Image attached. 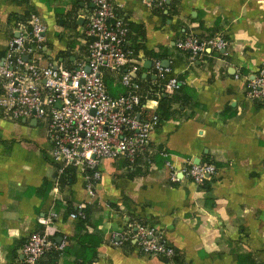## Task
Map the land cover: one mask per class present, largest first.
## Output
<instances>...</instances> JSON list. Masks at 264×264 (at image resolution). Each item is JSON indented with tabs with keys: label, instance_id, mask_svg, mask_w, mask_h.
Listing matches in <instances>:
<instances>
[{
	"label": "crops",
	"instance_id": "0c3cea01",
	"mask_svg": "<svg viewBox=\"0 0 264 264\" xmlns=\"http://www.w3.org/2000/svg\"><path fill=\"white\" fill-rule=\"evenodd\" d=\"M50 1L31 0L32 15L46 26L42 62L75 67L88 59L85 32L94 1ZM111 2L132 24L129 46L142 65L140 91L162 80L154 68L161 59L152 53L162 54L170 75L186 84L188 91L178 95H189L190 103L175 104L177 113L158 121L135 168L129 170L123 158L104 160L93 196L86 188L87 172L77 171L74 183L60 185L47 121L12 120L0 109V264H27L23 246L45 230L40 218L53 212L57 243L74 247L78 217L71 209L80 212L87 205L104 233L90 264H264V104L249 95L244 77L236 78L238 72L253 75L264 66V0ZM25 10V4L0 0V59L23 23L11 15ZM191 33L202 39L223 36L229 45L193 61L176 45ZM146 61L152 65L146 67ZM158 107L156 98L148 99L146 117L157 114ZM205 162L215 164L217 174L203 184L170 178L169 163L180 170ZM138 225L164 233L175 249L172 263L140 251L134 238ZM48 253L40 264H49ZM56 264L68 260L61 255Z\"/></svg>",
	"mask_w": 264,
	"mask_h": 264
},
{
	"label": "built area",
	"instance_id": "2783aa9c",
	"mask_svg": "<svg viewBox=\"0 0 264 264\" xmlns=\"http://www.w3.org/2000/svg\"><path fill=\"white\" fill-rule=\"evenodd\" d=\"M94 9L86 29L88 59L75 67H65L53 61L43 63L46 31L43 21L32 15L28 23L18 25L19 35L10 42L6 55L0 59V109L3 115L17 120L37 117L47 121V135L52 142V157L59 164V173L69 165L86 176V188L94 195L96 182L101 180L104 160L127 159L134 163L150 147L159 118L146 117L145 103L137 79L142 68L135 51L129 46L130 23L116 12L111 0H93ZM167 0H144L160 6ZM189 51L195 61L209 49L225 50L229 42L223 36L202 39L188 34L176 43ZM28 57V59H25ZM90 67L87 71L86 67ZM156 74L165 83V89L175 91L183 83L171 76L161 60L154 64ZM111 72L121 78L127 92L110 94L105 74ZM244 77L249 95L264 104V66L253 75ZM170 178H183L203 184L217 174L213 163H190L180 170L169 163ZM82 213H74L78 217ZM55 212L40 218L46 227L33 234L23 246L25 263L40 264L51 250L63 252L67 241L57 243L51 230ZM134 238L140 251L148 256L165 257L173 262L175 249L164 233L155 227L138 225Z\"/></svg>",
	"mask_w": 264,
	"mask_h": 264
},
{
	"label": "trees",
	"instance_id": "16d2710c",
	"mask_svg": "<svg viewBox=\"0 0 264 264\" xmlns=\"http://www.w3.org/2000/svg\"><path fill=\"white\" fill-rule=\"evenodd\" d=\"M13 2L19 4H25L26 10L22 14L14 13L11 15V20L14 21H23V23H28V20L36 12L35 7L32 5L31 0H12ZM47 4H51L50 0H43ZM58 13L62 11L60 9L57 10ZM132 25V24H131ZM130 25V28H131ZM159 57V59L163 60L162 54H154ZM5 55V54H4ZM2 55V56H4ZM137 50H135L134 57L137 58ZM141 77V74L139 75ZM106 83L109 89L110 94L113 96H117L119 94L127 92V88L123 85L121 78L115 77L111 72H106L105 74ZM183 83L180 85V88L175 91V93L169 92V90L165 89L164 81L154 80L155 83L148 86L145 89H142L143 94V103H145L148 99L156 98L159 101V107L157 110V115L159 118V124L163 123L166 120L171 119L175 113H177V109H174L175 104H179L181 102L182 106L188 105L190 103V96H179V92L188 91L186 89V84L182 78H179ZM151 81V80H150ZM181 110V109H179ZM144 110V114L146 115ZM142 156V155H141ZM140 156V157H141ZM138 157L134 163H131L127 159H123L125 161L126 167L129 170L135 168L137 166ZM137 172L136 170H133ZM88 174H91L87 171ZM77 169L73 165H69L65 168L62 173H58L57 177L61 186L66 183H74L76 181ZM208 181V180H207ZM206 181V182H207ZM90 205H87L82 211V215L78 216L77 219V234L73 238L75 241V246L71 247L67 245L65 250L61 253L58 250H53L48 253V257L50 258L49 264H56L61 255L68 260V264H90L93 263L98 257V247L104 240V233L102 229H100V224L98 222H93L90 218ZM73 213H80L79 210L71 209ZM146 226V225H144ZM56 240V237H55ZM73 257L75 258L73 260ZM175 258V256H174ZM173 258V260H174ZM167 260V259H166ZM41 264H46L44 261Z\"/></svg>",
	"mask_w": 264,
	"mask_h": 264
},
{
	"label": "water",
	"instance_id": "95a60500",
	"mask_svg": "<svg viewBox=\"0 0 264 264\" xmlns=\"http://www.w3.org/2000/svg\"><path fill=\"white\" fill-rule=\"evenodd\" d=\"M83 20H84V17L83 16H79L77 21H78V23H81ZM18 35L19 34L17 33V36ZM25 59H28V57H25ZM163 64H164L165 67H168L169 62L165 60ZM151 65H152L151 61H146V63H145L146 67L147 66H151ZM86 69H87V71H90V67L89 66H87ZM197 164H199V163H197Z\"/></svg>",
	"mask_w": 264,
	"mask_h": 264
}]
</instances>
